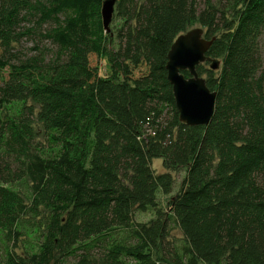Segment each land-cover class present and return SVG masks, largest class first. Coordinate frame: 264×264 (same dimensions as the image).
<instances>
[{
    "label": "trees",
    "instance_id": "trees-1",
    "mask_svg": "<svg viewBox=\"0 0 264 264\" xmlns=\"http://www.w3.org/2000/svg\"><path fill=\"white\" fill-rule=\"evenodd\" d=\"M103 1L0 0L4 54L31 33L54 46L0 56V264H264V0H118L114 32ZM194 22L221 66H198L216 109L189 126L167 62Z\"/></svg>",
    "mask_w": 264,
    "mask_h": 264
},
{
    "label": "water",
    "instance_id": "water-1",
    "mask_svg": "<svg viewBox=\"0 0 264 264\" xmlns=\"http://www.w3.org/2000/svg\"><path fill=\"white\" fill-rule=\"evenodd\" d=\"M118 0H104L102 20L110 30ZM202 27L180 34L168 53V79L173 86L180 120L189 125H208L215 113L217 92L207 85L206 78L198 72V66L209 61L210 69L217 70L221 60L207 56L215 37L207 39ZM188 70L187 77L183 71Z\"/></svg>",
    "mask_w": 264,
    "mask_h": 264
},
{
    "label": "rangeland",
    "instance_id": "rangeland-1",
    "mask_svg": "<svg viewBox=\"0 0 264 264\" xmlns=\"http://www.w3.org/2000/svg\"><path fill=\"white\" fill-rule=\"evenodd\" d=\"M217 2H220V0H215ZM223 2H225V0H223ZM115 12H114V17L115 18ZM115 20H113V22L111 23V28L110 30H112L113 32L115 31L114 28L117 26L118 22H114ZM53 25V23H46L43 25V30L41 31L42 33L45 32V30L51 28V26ZM33 28L34 27V23L33 20L31 22L29 21H25L22 24L21 29L19 30H26V28ZM197 27H202L200 23L198 22H194L192 24H189L187 26V30L189 31L193 28H197ZM203 28V27H202ZM205 30V28H203ZM27 31V30H26ZM185 33V32H183ZM181 33V34H183ZM260 48H261V55H262V59H263V65H264V35L262 36L261 40H260ZM42 50L44 52H46L47 57L50 56V52L52 50H54V46L51 44V42L44 38L42 35H39L38 33H31V35L28 36H24L22 38V40L19 43H14L13 44V48L10 50V52H7L6 54H4L5 52L3 51L2 47L0 46V56L1 55H5V57L9 58V60L12 63H16L18 59L16 58H20V59H26L30 56H35L37 54H39V51ZM14 59V60H13ZM95 63H97L100 67V74L101 76H107L110 74L111 72V64L108 60L107 57L104 58H96ZM204 66L206 68L210 69V62L208 63H204ZM8 74V67L5 68H1L0 66V85L3 82V79L7 76ZM204 78H207V74L202 75ZM38 128L40 130V125L38 126L37 124H35V130H36V134L38 135ZM37 138H40V136H37ZM152 168L157 172V173H163L165 171H167V169L164 166V159L162 158H157L155 160H153V164H152ZM172 174L175 176L176 178V187H175V192H177L179 190L180 187V183L182 182L184 176H185V170L181 169V170H172L171 171ZM20 187L19 190H22L26 193L28 191V188L26 187V185L24 183H19ZM22 188V189H21ZM160 201L162 203V205L164 207L167 206V197L166 196H160ZM154 217V214L152 212H136L135 214V220L136 221H140V222H147L149 221L151 218ZM184 236L182 233V230L178 227V226H174L173 230H172V241L174 242H180L183 240Z\"/></svg>",
    "mask_w": 264,
    "mask_h": 264
}]
</instances>
